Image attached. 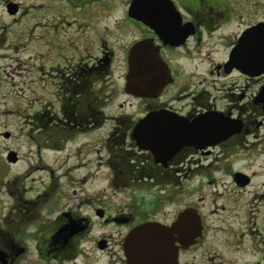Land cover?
Here are the masks:
<instances>
[{"label": "flooded vegetation", "instance_id": "af4514ba", "mask_svg": "<svg viewBox=\"0 0 264 264\" xmlns=\"http://www.w3.org/2000/svg\"><path fill=\"white\" fill-rule=\"evenodd\" d=\"M259 23L264 0H0V63L15 53L25 76L9 89L38 93L33 155L0 203V264H129L144 224L173 243L150 264H264ZM133 49L162 62L154 87L127 88ZM153 112L231 128L164 150Z\"/></svg>", "mask_w": 264, "mask_h": 264}, {"label": "water", "instance_id": "95a60500", "mask_svg": "<svg viewBox=\"0 0 264 264\" xmlns=\"http://www.w3.org/2000/svg\"><path fill=\"white\" fill-rule=\"evenodd\" d=\"M134 9V3L132 5ZM263 24V23H262ZM258 24L260 29H264V24ZM136 47V51L138 47ZM254 56L253 61H249L251 69L254 72L264 71V39L259 43L249 46ZM136 51L132 54L130 62V72L128 74L127 88L135 90L137 88L145 90L154 87L159 81L158 67L162 62L158 60L136 59ZM152 59V57H147ZM233 62V61H232ZM231 62V63H232ZM239 62V61H238ZM234 62L236 65L246 70V62ZM248 67V71H252ZM136 75H145L136 77ZM215 116L199 117L194 121H183L182 119L172 117L165 113L153 112L146 116L143 121L144 125L151 131L149 135L157 137V143L161 144L164 150L173 144H188V143H209L212 140L220 139L226 134V129L231 128L226 123H214ZM5 136H9L10 132L6 131ZM150 144V142H148ZM165 153L166 151H158ZM10 159H16L15 152H10ZM167 228L158 227L154 224H144L136 227L128 236L126 244V255L129 264H150V255L156 248L172 246V240L163 236L167 232ZM169 231V230H168Z\"/></svg>", "mask_w": 264, "mask_h": 264}, {"label": "rangeland", "instance_id": "374dc122", "mask_svg": "<svg viewBox=\"0 0 264 264\" xmlns=\"http://www.w3.org/2000/svg\"><path fill=\"white\" fill-rule=\"evenodd\" d=\"M8 38H15L14 31L9 32ZM8 55L9 58L0 63V85L7 86L6 89H0V203L5 199L9 178L26 171L27 164L30 162L27 155L29 152L30 155H33L27 142L26 135L30 127L27 126L26 121L32 119L35 113L36 106L30 103L38 102V100H34L38 97V93L32 90L23 94L9 89L10 87H20L25 76L23 72H20L21 60L16 59L13 52ZM11 70H13L12 73ZM6 131H10L12 137H6L4 135ZM10 148L22 154V159L16 164H10L8 160Z\"/></svg>", "mask_w": 264, "mask_h": 264}]
</instances>
